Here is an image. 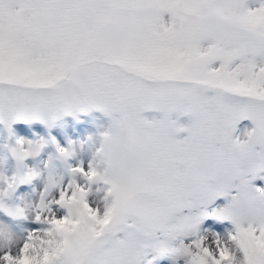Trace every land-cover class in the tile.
<instances>
[{
	"label": "snow or ice",
	"instance_id": "6c2138e0",
	"mask_svg": "<svg viewBox=\"0 0 264 264\" xmlns=\"http://www.w3.org/2000/svg\"><path fill=\"white\" fill-rule=\"evenodd\" d=\"M0 264H264V0H0Z\"/></svg>",
	"mask_w": 264,
	"mask_h": 264
}]
</instances>
